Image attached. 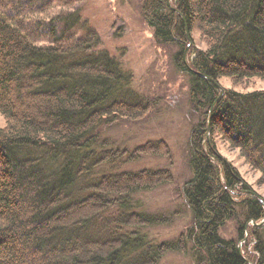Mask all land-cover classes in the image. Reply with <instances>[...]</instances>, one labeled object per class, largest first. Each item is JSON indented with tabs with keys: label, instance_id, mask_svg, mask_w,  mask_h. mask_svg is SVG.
I'll list each match as a JSON object with an SVG mask.
<instances>
[{
	"label": "trees",
	"instance_id": "trees-1",
	"mask_svg": "<svg viewBox=\"0 0 264 264\" xmlns=\"http://www.w3.org/2000/svg\"><path fill=\"white\" fill-rule=\"evenodd\" d=\"M51 1L70 8L49 15ZM74 1L25 0L23 7L40 4L42 17L32 24L8 11L21 3L0 0V112L7 120L0 127V264H158L169 251L191 252L197 264H264V199L214 139L239 148L264 180V90L218 84L224 76L264 79V0L144 3L156 42L177 47L176 65L190 73L199 114L185 183L193 225L159 243L143 229L169 217L136 210L133 198L170 180V171L119 169L126 156L168 155L169 147L151 141L127 155L100 144L103 127L141 120L152 105L133 90L121 60L101 47L99 33L76 37L82 23ZM194 30L206 49L188 50ZM238 206L244 219L237 238L226 239L220 230L239 216Z\"/></svg>",
	"mask_w": 264,
	"mask_h": 264
},
{
	"label": "rangeland",
	"instance_id": "rangeland-1",
	"mask_svg": "<svg viewBox=\"0 0 264 264\" xmlns=\"http://www.w3.org/2000/svg\"><path fill=\"white\" fill-rule=\"evenodd\" d=\"M21 3V8L14 5L8 11L20 13L28 18V23L42 17L40 4L23 7L25 0H13ZM146 0H75L73 7L79 12L82 24L75 31L76 37H82L89 30L101 36L102 48L121 60L122 66L132 77V88L152 107L141 120L118 119L103 127L100 144L105 142L114 148L128 151L129 155L137 147L147 142H163L169 147L168 155L145 154L138 159L126 161L121 169L138 171L142 169H162L171 173V179L162 184L134 194V202L148 213L169 217L167 222L143 231L150 239L174 241L185 234L193 225V215L185 193V183L192 175L190 160L192 147L190 138L192 126L198 122L190 100V73L180 70L176 65L175 46L159 45L153 29L147 24L143 6ZM49 15L66 11L70 7L58 6L50 2ZM33 24V23H32ZM191 37V36H190ZM207 43L199 30L193 31L188 50L206 49ZM188 52V51H187ZM187 53V64H189ZM222 90L233 89L239 92L264 90V79L254 77L250 80L235 82L224 76L218 81ZM7 120L0 112V127H5ZM220 154L235 166L243 180L264 199V180L262 172L252 167L239 148L233 147L221 136L214 137ZM239 216L230 219L221 228L220 234L226 239L237 238L238 227L244 219L242 207L238 206ZM264 222V219L262 220ZM246 240H249L247 234ZM244 240L240 242L245 249ZM191 247V244H190ZM251 246L248 248V252ZM191 251V250H190ZM252 264V259L250 258ZM158 264H197L190 253L179 251L167 252Z\"/></svg>",
	"mask_w": 264,
	"mask_h": 264
},
{
	"label": "water",
	"instance_id": "water-1",
	"mask_svg": "<svg viewBox=\"0 0 264 264\" xmlns=\"http://www.w3.org/2000/svg\"><path fill=\"white\" fill-rule=\"evenodd\" d=\"M263 203H264V201H263Z\"/></svg>",
	"mask_w": 264,
	"mask_h": 264
}]
</instances>
